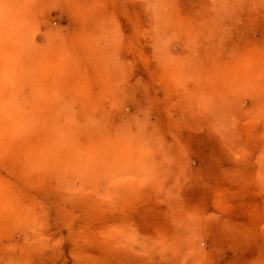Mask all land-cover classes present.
I'll list each match as a JSON object with an SVG mask.
<instances>
[{"label": "rangeland", "instance_id": "obj_1", "mask_svg": "<svg viewBox=\"0 0 264 264\" xmlns=\"http://www.w3.org/2000/svg\"><path fill=\"white\" fill-rule=\"evenodd\" d=\"M0 264H264V0H0Z\"/></svg>", "mask_w": 264, "mask_h": 264}, {"label": "bare ground", "instance_id": "obj_2", "mask_svg": "<svg viewBox=\"0 0 264 264\" xmlns=\"http://www.w3.org/2000/svg\"><path fill=\"white\" fill-rule=\"evenodd\" d=\"M20 40V39H19ZM28 42V41H27Z\"/></svg>", "mask_w": 264, "mask_h": 264}]
</instances>
